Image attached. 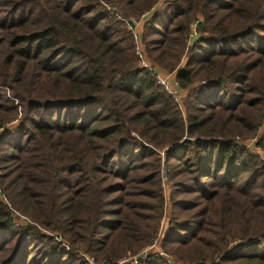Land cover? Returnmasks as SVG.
<instances>
[{
  "label": "trees",
  "instance_id": "trees-1",
  "mask_svg": "<svg viewBox=\"0 0 264 264\" xmlns=\"http://www.w3.org/2000/svg\"><path fill=\"white\" fill-rule=\"evenodd\" d=\"M156 2L0 0V129L19 122L0 135L1 193L35 223L14 227L0 200V264L135 254L162 216V165L165 249L188 264H264V161L233 139L264 122V0H171L144 22L148 57L187 92L184 115L122 20ZM228 238L244 245L228 253Z\"/></svg>",
  "mask_w": 264,
  "mask_h": 264
},
{
  "label": "rangeland",
  "instance_id": "rangeland-1",
  "mask_svg": "<svg viewBox=\"0 0 264 264\" xmlns=\"http://www.w3.org/2000/svg\"><path fill=\"white\" fill-rule=\"evenodd\" d=\"M158 2L159 1L157 0L155 5H153V7H151V9H149L148 12L147 11L143 12V14H141L139 18L129 17L127 19H122L123 22L125 23L127 32L130 33L127 23H130L131 20L132 21H136V22L141 21V19H142L141 16L144 15V13L146 14V12H147V14L145 15V17L148 14L149 15H148L147 19L144 22H146L149 18H151L156 13V11L158 9V7H155L158 4ZM144 22H143V24H144ZM143 24H142V26H143ZM191 32H192V29L190 31V34H191ZM133 35L134 34H131L132 41H133V46H134V55L137 57L136 50L138 48H141V49L143 48L142 51L144 52V54H142L141 58L137 57L138 62H140L142 60H146L148 62V64H149V66L153 68V71H149L147 69L146 70L149 71L151 73V75L155 78V80L157 81L156 75H159V76L164 75L165 71H161L162 69L159 66H157L148 57V55H147V53L145 51L144 45H143V43L141 41V38L140 39H136ZM139 37H140V35H139ZM195 38H192V39H195ZM191 40H190V35H189V38H188L187 41L190 42ZM186 53H187V49L185 50L184 55L180 59L179 66H182L183 64L186 63V59H187L186 58L187 57ZM139 65H140V63H139ZM166 74H173V73H166ZM179 90H180L179 91L180 92L179 93V101H174V102L179 106V108L181 109L182 114L184 115L185 114V99H186L187 92L181 90L180 88H179ZM4 94L7 95L8 97H10V94L7 91H5ZM15 105L17 107L18 117L20 118L21 109L18 106L17 102H15ZM18 124H19V122L16 121V122H13V123H10V124L3 125L2 128L0 129V135H4L5 133L11 132L12 128L16 127ZM263 134H264V122H263V125L259 129H257V131L255 132L254 135H251V136H248V137L236 136L233 139L235 140V142L239 143L240 147L245 148L252 155H254L256 157H259L262 161H264V151H263L262 147L259 144V143H261L260 140L263 137ZM2 173H3V170L0 167V178H1ZM141 173H143V172H141ZM160 173H161V189H162L163 203H162V208H161L162 209V216H161V219H160V221L158 222V225H157L158 226L157 227V232L153 236V239H151L149 241L148 245H146L144 248H142L139 251H137L135 254H131V253L125 254L115 264H120L123 261L127 262L125 264H140V263H143L149 257H152V258H157L158 257V258L166 261L168 264H188V263H184V262L179 261L172 252L168 251L167 249H165L163 247V240H164L165 232H166V230H167V228L169 226L170 220H171V202H170L169 182L167 180L166 170L164 169L163 165L161 166ZM1 190L2 189H1V186H0V200L2 202H4L5 204L8 203V208L12 212L11 217H12V221H13L12 222L13 226L17 227V228L18 227L22 228V227H25L28 224L29 225H35V223H33L27 217H25L24 215H22L21 213L16 211L15 208H13L11 206V204L7 201V198H5L6 196L3 193H1ZM191 197L192 196H188L186 199H191ZM147 203H149V202H147ZM234 211H235V214H236L237 217H239V215H241L242 217L246 218L247 212L243 211L241 209V206H237ZM142 213L148 214L149 212H142ZM238 220L239 219H237V221ZM37 228H39V227H37ZM216 229L217 230H216L215 233L220 232L219 228H216ZM41 231L43 233H45L44 230H41ZM56 234L61 235V233H56ZM157 237L159 239V243L157 244V251L161 252L162 256H157L156 257L155 255H147V256L144 257V254H142V253L146 250V248L148 246H150L152 241L155 240ZM205 237H209V236H205ZM213 239L216 240L215 242H218L219 246H224L225 241L224 242H219L218 241L219 238L217 236H215V235L213 236ZM226 242H227V251H228V253H231L235 249H237V248H239V247L244 245V243H241L240 241L235 240V239H231V238H228ZM80 256H82L87 261V264H108L109 260H111L110 258H102V259H98V260L97 259L93 260L92 257H89V256L84 255V254H80Z\"/></svg>",
  "mask_w": 264,
  "mask_h": 264
},
{
  "label": "built area",
  "instance_id": "built-area-1",
  "mask_svg": "<svg viewBox=\"0 0 264 264\" xmlns=\"http://www.w3.org/2000/svg\"><path fill=\"white\" fill-rule=\"evenodd\" d=\"M158 1L159 2H158V4L155 7H160L165 2L171 1V0H158ZM146 14H144V15L141 16L142 19L139 22H136V21H132L131 20L130 23H127L130 33L131 34H134L133 36L136 39H140L139 35H140V32H141L142 24L147 19L148 15H149L148 14L145 17ZM197 23H198V21L194 22L193 25L191 26L192 32L190 34V40L192 38H195L197 36V31L195 29ZM142 49L141 48H138L136 50V55H137L138 58L139 57L141 58L142 57V54H144V52L142 51ZM139 63H140V67L141 68L147 69L149 71H153V68L149 66V64H148V62L146 60H142ZM174 76H175V73H173V74H166L165 73L164 75H161V76L156 75V79H157V82L161 86H163L164 90L174 99V101H179V93H180L179 91L180 90H179V86H178L177 82L174 79ZM237 144H239V143H237ZM158 243H159V239L157 237L155 240L152 241V243L150 244V246H148L146 248V250L142 253V254H144V257L147 256V255H155L156 257L157 256H162L161 252H158L157 251V244ZM125 263H127V262L123 261L120 264H125Z\"/></svg>",
  "mask_w": 264,
  "mask_h": 264
}]
</instances>
